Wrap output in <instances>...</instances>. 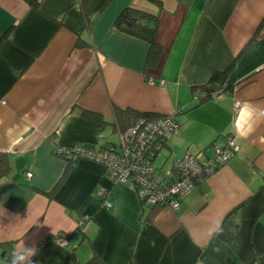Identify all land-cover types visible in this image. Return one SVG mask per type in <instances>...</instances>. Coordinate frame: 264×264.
Instances as JSON below:
<instances>
[{"label":"crops","instance_id":"crops-1","mask_svg":"<svg viewBox=\"0 0 264 264\" xmlns=\"http://www.w3.org/2000/svg\"><path fill=\"white\" fill-rule=\"evenodd\" d=\"M104 1L0 0V151L12 165L0 180V264L11 241L35 246V264H264V0ZM128 6L160 17L155 67L149 43L114 26ZM236 57L228 90L193 91ZM115 105L173 115L181 127L165 148L176 157L228 134L239 149L177 210L142 204L88 158L61 182L56 144L115 143Z\"/></svg>","mask_w":264,"mask_h":264},{"label":"built area","instance_id":"built-area-1","mask_svg":"<svg viewBox=\"0 0 264 264\" xmlns=\"http://www.w3.org/2000/svg\"><path fill=\"white\" fill-rule=\"evenodd\" d=\"M199 95L203 93L196 92L194 97ZM240 106V102L235 103V108ZM180 127L181 123L173 115L141 118L127 130H117L120 138L118 145L108 143L96 146L86 142L56 144L55 153L68 162L83 158L98 162L106 168L108 178L114 183H131L142 204L177 210L181 200L226 164L239 149L233 136L228 134L222 143L213 142L200 153L189 151L173 159H160L168 139ZM26 175L30 179L33 172L28 171ZM97 195L103 205L112 207L113 202L105 187L99 188ZM91 220L90 214L83 215L77 222L78 228L86 233ZM55 240L60 245H69L67 233L57 234Z\"/></svg>","mask_w":264,"mask_h":264},{"label":"trees","instance_id":"trees-1","mask_svg":"<svg viewBox=\"0 0 264 264\" xmlns=\"http://www.w3.org/2000/svg\"><path fill=\"white\" fill-rule=\"evenodd\" d=\"M110 0H105L101 7L105 6ZM154 2L160 4V1L153 0ZM114 26L118 30L130 34L132 36L141 38L147 41L150 45L149 52L147 55L146 66L148 68L155 67L161 57L163 52V46L157 40V33L160 26V17L158 15L151 14L145 10H141L139 8L128 6L125 7L121 13L117 16L114 21ZM8 33V31H7ZM6 33V34H7ZM238 57L234 58V60L223 70H216L211 75L208 82L194 86V90H201L205 92L204 99L210 98L214 92H222L229 89V87H224L226 78L230 71L235 66ZM114 129L115 130H127L131 126L137 123L141 118H153L160 115L167 114H157L148 111H141L133 107H119L114 106ZM73 162H68L67 167L64 171V174L60 181L62 182L69 171L70 166ZM12 169L11 165V155L8 152L0 151V180L4 177H7ZM58 182V183H61ZM58 185V184H57ZM56 189V186L50 190V193ZM69 237V235H68ZM2 247L4 248L3 252L7 255V262L9 264V260L11 257V253L14 248V242L3 243ZM258 261L264 263V254L260 255ZM84 264H105L103 260H101L98 256H92L87 262Z\"/></svg>","mask_w":264,"mask_h":264},{"label":"clouds","instance_id":"clouds-1","mask_svg":"<svg viewBox=\"0 0 264 264\" xmlns=\"http://www.w3.org/2000/svg\"><path fill=\"white\" fill-rule=\"evenodd\" d=\"M37 254L35 246H24L22 248L13 249L9 264H35L32 257Z\"/></svg>","mask_w":264,"mask_h":264},{"label":"rangeland","instance_id":"rangeland-1","mask_svg":"<svg viewBox=\"0 0 264 264\" xmlns=\"http://www.w3.org/2000/svg\"><path fill=\"white\" fill-rule=\"evenodd\" d=\"M120 142V138L118 133L116 134V141L115 144L118 145ZM178 156L177 154H173L171 151H169L168 148H165L162 150L161 152V158L160 159H165L166 157H168V159H173L174 157ZM157 163H160L159 161Z\"/></svg>","mask_w":264,"mask_h":264}]
</instances>
